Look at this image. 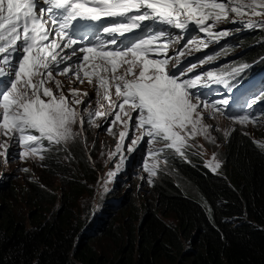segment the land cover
Wrapping results in <instances>:
<instances>
[{
    "label": "snow or ice",
    "instance_id": "obj_1",
    "mask_svg": "<svg viewBox=\"0 0 264 264\" xmlns=\"http://www.w3.org/2000/svg\"><path fill=\"white\" fill-rule=\"evenodd\" d=\"M244 17H264V0H0V157L42 162L92 126L117 137L105 183L139 154L141 179L153 186L168 162H191L189 141L216 130L207 119L244 126L264 118V87L246 100L244 114L230 111V99L214 98L213 85L232 93L251 65L200 72L219 50L198 61L183 50L201 52L234 34L221 24L264 30V19ZM57 75L91 85L95 104ZM205 167L216 173L221 162L213 154Z\"/></svg>",
    "mask_w": 264,
    "mask_h": 264
},
{
    "label": "trees",
    "instance_id": "obj_2",
    "mask_svg": "<svg viewBox=\"0 0 264 264\" xmlns=\"http://www.w3.org/2000/svg\"><path fill=\"white\" fill-rule=\"evenodd\" d=\"M240 36L243 49L233 62L264 57V30ZM229 133L222 142L221 173L206 168L198 154L188 157L190 163L170 161L174 176L160 177L152 199L139 202L138 192L129 191L117 211L102 206L96 229L72 209L80 183L61 181L66 189L55 220L37 207L24 216L0 195V264H264V149L248 134ZM26 183L32 190L22 195L31 194L32 203L52 202L53 193L30 177ZM166 211L175 223L162 219ZM98 231L115 243L124 241L116 257L92 249L86 238Z\"/></svg>",
    "mask_w": 264,
    "mask_h": 264
},
{
    "label": "rangeland",
    "instance_id": "obj_3",
    "mask_svg": "<svg viewBox=\"0 0 264 264\" xmlns=\"http://www.w3.org/2000/svg\"><path fill=\"white\" fill-rule=\"evenodd\" d=\"M232 18L236 19L234 15H232ZM261 18L263 17H244V19L254 20ZM218 27H232L234 34L222 39L218 44H211L208 49H204L201 52L192 51L189 54L188 49L184 48L183 50L186 56H194L189 61H198L201 57L206 58L207 54L217 53V50H219L218 59L221 57L235 56L243 49L240 41H238L241 38L240 35L254 31L240 30L234 25L227 24H221ZM175 48V44L171 45L169 49L170 55ZM259 58L257 57L251 62L254 67L260 64ZM231 66L228 65V68ZM205 69L220 72L215 66L209 65L198 68L197 71L203 72ZM261 71H264V68L256 73L254 72L252 77L249 78L253 81H259L264 78V74L258 76ZM58 80H61L67 88L75 86L81 92H88L93 97V105L95 104V94L91 85L87 83L73 85L69 80L60 76H58ZM67 88L65 91H67ZM254 93L256 92L252 94L248 93V95H254ZM224 94L229 95L230 93L224 92ZM259 115L257 114L258 117ZM96 123L100 124L105 122L102 118H96ZM205 123L215 125L216 130L210 131L207 137L196 136L193 140L189 141L192 147L188 150V154H199L204 165L206 162L212 160L213 154H215L217 160L222 162L221 149L222 142L225 139L223 134L225 131L230 132L234 129V132L248 134L255 138L259 144H264V118H259L256 124L248 123L241 126L234 124L228 118L217 115L213 119H207ZM116 140V136H112L97 127L90 126L87 127L86 132L80 137L79 142L67 145L66 151L53 153L51 158L45 159L42 162L38 159H30L21 163L16 159L5 163L4 158L0 157V195L4 196L12 204V208L15 211L24 214V216L28 215L30 209H36L37 207L45 219L50 220L53 217L55 220L54 215L58 206L61 204L59 200L60 193L66 189L65 184L61 181L66 182L68 180L69 182L80 183L83 185V188L74 198L71 204L72 209L77 213L80 221L89 225L90 228L96 229V215L100 212L103 205H106L107 211H117L129 191L138 192L136 198L139 202L142 199H152L154 197V185L149 186L146 180L141 179L146 174L142 171L143 162L139 159V154L132 158L115 181L105 183L107 173L110 170H114V163L110 159V153L114 151ZM23 168H27L29 171L24 173L20 170ZM217 171L222 172V168L220 167ZM166 175L174 176L172 166L169 162L165 170L159 172L158 176L154 178L155 183L161 176ZM30 176L34 178L38 186L54 194L52 202L35 199V203H32L33 196L31 194L28 196L22 195L32 190V186L26 183V178ZM105 186L109 189L107 193L104 192ZM8 187H11L12 190H8ZM161 217L171 223H175L176 221L173 214L169 211L161 214ZM121 219L122 215H118L116 218L117 221ZM70 221L73 222L74 220L71 218ZM73 237V240H76L77 236L74 235ZM86 239L96 254H102V256L108 257L115 256L119 252V245L122 246L124 244L123 240L119 243L113 242L108 236L103 235L99 231L94 235L88 236ZM74 264L79 263L74 261Z\"/></svg>",
    "mask_w": 264,
    "mask_h": 264
},
{
    "label": "clouds",
    "instance_id": "obj_4",
    "mask_svg": "<svg viewBox=\"0 0 264 264\" xmlns=\"http://www.w3.org/2000/svg\"><path fill=\"white\" fill-rule=\"evenodd\" d=\"M261 19H264L261 18ZM177 47V45H176ZM239 53V52H238ZM238 55V54H237ZM237 55H233V56H228V57H221L219 58L216 62H214L213 64L209 65V66H215L216 67V64H219V67H216L219 69V71H223L224 69H228V65H239L241 63H236V62H233V60H235V57H237ZM194 56L192 55H189L187 56L188 60L192 59ZM184 59V58H183ZM254 59H250L246 62H242V63H248L249 65H251V67L249 69L246 70L245 74L243 75L241 81H238L239 86L234 89V91L232 93H230L229 95L228 94H224L225 90L223 89V86H219V91L223 92V95L220 96V98H226V99H229L230 98V95H233V94H237L238 95V99H237V103L240 105V106H237V105H233L231 104V109L230 111L233 112V113H237V114H242L243 112L247 111V106L245 105L246 103V100L247 99H250L253 95H248V93H253V92H256L257 90H259L261 87H264V84H260L264 78L260 79L259 81H253L251 78L249 77H252V75L254 74V72L256 73L257 71H259L260 69H256V67H254V65L251 63ZM208 65H204L203 67H206ZM264 68V67H263ZM262 69V68H261ZM249 96V97H248ZM215 99H218V98H215ZM255 112H258L257 114L259 115L260 112H261V106H258L254 109ZM260 111V112H259ZM252 137V136H251ZM253 138V137H252ZM255 139V138H254ZM256 141V139H255ZM256 143L258 145H260L257 141ZM264 149V148H263ZM192 155V154H188V157ZM194 155V154H193ZM199 155V154H198ZM202 159V158H201ZM203 162V161H202ZM204 164V163H203ZM222 164V162H221ZM222 168V167H221ZM210 170V169H209ZM211 171V170H210ZM223 171V170H222ZM217 172H220V171H217ZM221 173V172H220ZM29 178V177H28ZM26 178V179H28ZM31 179L34 180V178L32 176H30ZM35 181V180H34ZM101 211V210H100Z\"/></svg>",
    "mask_w": 264,
    "mask_h": 264
},
{
    "label": "bare ground",
    "instance_id": "obj_5",
    "mask_svg": "<svg viewBox=\"0 0 264 264\" xmlns=\"http://www.w3.org/2000/svg\"><path fill=\"white\" fill-rule=\"evenodd\" d=\"M56 79H58L57 76H56Z\"/></svg>",
    "mask_w": 264,
    "mask_h": 264
}]
</instances>
